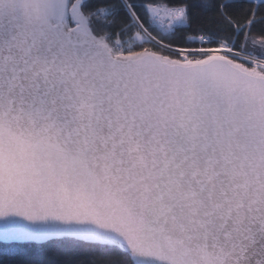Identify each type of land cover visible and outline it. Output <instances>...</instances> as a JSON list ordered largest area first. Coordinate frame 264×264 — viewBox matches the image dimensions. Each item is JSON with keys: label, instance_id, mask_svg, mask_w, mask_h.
I'll return each mask as SVG.
<instances>
[{"label": "snow or ice", "instance_id": "6c2138e0", "mask_svg": "<svg viewBox=\"0 0 264 264\" xmlns=\"http://www.w3.org/2000/svg\"><path fill=\"white\" fill-rule=\"evenodd\" d=\"M33 249L264 264V0H0V250Z\"/></svg>", "mask_w": 264, "mask_h": 264}, {"label": "trees", "instance_id": "16d2710c", "mask_svg": "<svg viewBox=\"0 0 264 264\" xmlns=\"http://www.w3.org/2000/svg\"><path fill=\"white\" fill-rule=\"evenodd\" d=\"M91 253L83 249H71L53 254L48 251L28 250L21 253L4 252L0 250V264H49V261L55 260L56 264H64L71 260L72 264H79L84 261L87 264Z\"/></svg>", "mask_w": 264, "mask_h": 264}]
</instances>
